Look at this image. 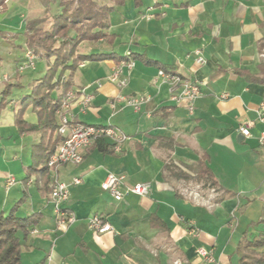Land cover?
I'll return each instance as SVG.
<instances>
[{
    "label": "crops",
    "instance_id": "0c3cea01",
    "mask_svg": "<svg viewBox=\"0 0 264 264\" xmlns=\"http://www.w3.org/2000/svg\"><path fill=\"white\" fill-rule=\"evenodd\" d=\"M31 3L8 0L0 15L4 24L19 19L18 33H2L0 40L2 51L15 55L13 75H5L4 83L17 88L33 71H17L28 50L23 17ZM108 32L115 36L111 44L100 40L79 46L80 54L97 56L82 62L72 78L76 98L69 113L75 122L126 134L120 153L91 146L80 164L32 173L31 167H42L34 154L42 135L18 133L20 100L8 103L11 111L0 109V215L18 206V217L37 216L27 235L18 232L21 264H200V248L213 251L219 264H239L242 235L256 233L261 227L250 224L264 219V147L259 143L264 124L257 121L264 104V0H145L140 7L129 1L110 15ZM197 51L206 61L202 65ZM128 56L136 65L125 70L128 83L120 89L109 77ZM161 69L200 84L202 96L193 111L187 102L171 100L179 86L163 83L157 77ZM225 94L229 97L223 99ZM120 95L151 100L136 112L118 100ZM85 96L92 100L82 111ZM249 122L255 125L245 137L240 128ZM56 138H61L57 131ZM109 175L126 177L123 192L148 183L150 193L118 202L101 187ZM49 176L69 185L63 206L76 220L67 227L58 225ZM9 179L15 182L7 187ZM74 179L81 183L72 184ZM96 215L113 230L91 231L89 221ZM192 227L197 236L190 235Z\"/></svg>",
    "mask_w": 264,
    "mask_h": 264
},
{
    "label": "trees",
    "instance_id": "16d2710c",
    "mask_svg": "<svg viewBox=\"0 0 264 264\" xmlns=\"http://www.w3.org/2000/svg\"><path fill=\"white\" fill-rule=\"evenodd\" d=\"M0 0V15L7 10L6 2ZM47 12L53 10L52 24L49 29H36L37 21H33L25 33L26 48L39 59L46 60L45 75L37 81L30 93L20 99V108L15 113V123L20 134L40 132L41 142L35 146V157L42 165L31 172L49 171L48 163L56 151L61 138L54 139L58 129L57 112L60 110L71 90L72 78L78 66L97 55L78 53L79 46L84 42L106 40L113 43L115 36L109 34L110 15L117 7L133 1L136 7L143 5L145 0H38ZM264 48V43L262 45ZM125 57L123 60H134ZM264 82V64L261 66ZM18 84H8L2 92L1 105L6 106V99L11 90ZM58 89L61 93L53 96ZM32 107L37 115V122L31 124L24 119L25 111ZM92 147H98L104 153H116L114 145L108 140L100 139ZM204 172L203 169L200 174ZM203 174V173H202ZM206 173H204L205 175ZM208 175V174H206ZM54 178L49 176L52 189ZM215 184L212 183L211 187ZM15 206L7 216L0 215V264H21L22 242L18 232L27 235L37 224V216L18 217ZM264 227V219L250 224L251 229ZM239 264H264V231L245 232L236 250Z\"/></svg>",
    "mask_w": 264,
    "mask_h": 264
},
{
    "label": "built area",
    "instance_id": "2783aa9c",
    "mask_svg": "<svg viewBox=\"0 0 264 264\" xmlns=\"http://www.w3.org/2000/svg\"><path fill=\"white\" fill-rule=\"evenodd\" d=\"M198 55L197 63L202 65L206 61L201 56V52L197 51ZM264 59V52L262 53ZM37 57L35 54L27 50L24 56V60L19 64L18 73H25L29 70H34L36 67ZM134 60H123L114 69L109 77V80L115 83L118 88L123 89L128 83V76L125 70H131L135 67ZM158 78H161L163 83H170L172 86L178 85L179 90L171 94V100L175 103L187 102L190 111H193V105L202 96L200 84L197 81L181 78L164 70L158 71ZM9 77L5 76L4 81H8ZM229 95L222 96L223 99L228 98ZM76 98V93L70 91L63 102L60 110L57 112L59 118V126L57 129L58 135L62 138V141L58 145L55 153L51 157L48 167L56 172L57 169L64 164H80L84 159V151L95 144L100 139H105L114 145V151L120 153L122 151V145L127 140L126 134L115 129L111 126H93L85 123L75 122L73 116L70 115V102ZM92 100L91 96H85L81 101L82 111L88 109ZM118 100L125 103L127 107H131L134 111L138 112L141 108L150 102L151 98L148 96H133L124 97L118 96ZM113 109L116 108L114 104L111 105ZM259 123L264 124V104H262L258 111ZM255 125L254 122H249L246 126L240 128V132L245 137L251 135L250 129ZM259 143L264 147V132L259 137ZM14 179H9L7 187L14 184ZM81 183L80 179H74V185ZM126 183V177L124 175H109L102 183L101 187L104 191L109 192L116 201L120 202L126 195H137L140 197H146L150 193L151 186L148 183L137 184L131 187H127L125 192L121 190V187ZM69 198V185L59 181L56 177L51 189V202L54 206V212L57 217L58 225L61 227H67L75 222L76 218L74 214L68 209H64V203ZM89 229L97 234H104L113 230L112 226L105 222L100 216L96 215L89 221ZM190 235L197 236V229L192 227L190 229ZM198 255L202 258L200 264H219L213 255V251L206 250L204 248L198 249ZM174 264H182L181 261H176Z\"/></svg>",
    "mask_w": 264,
    "mask_h": 264
},
{
    "label": "rangeland",
    "instance_id": "374dc122",
    "mask_svg": "<svg viewBox=\"0 0 264 264\" xmlns=\"http://www.w3.org/2000/svg\"><path fill=\"white\" fill-rule=\"evenodd\" d=\"M32 3L29 5V14L25 15V17H23L26 21H23L27 23V27H29V25L33 22V21H37L36 24V29H43V30H47L50 28L51 24H52V13L53 10H50L49 12L46 11V9L42 6H40V4H38L36 1L34 2L33 0H31ZM4 13L1 14V16ZM4 17V16H2ZM21 18V20L23 19ZM1 21H4L3 19H1ZM7 24H11V29L8 27H4ZM19 24V19L15 18L13 20H9L7 21L5 24L4 22H0V40H1V35L2 33H8L10 32L11 34H17L18 33V26ZM17 42V41H16ZM15 43V42H14ZM1 44V42H0ZM15 45H19L18 43H15ZM23 48H25L23 46ZM78 53H79V48H78ZM0 54H1V63H0V109H7L8 111L12 110V108L14 107L13 105L8 104L11 100H20L21 97L24 95L25 92L29 91L31 89V84L34 83L35 78L41 74L42 72H46L47 70V63L46 60L44 59H39V61L36 64V70L33 71H29L27 73H25L23 75V82L22 85L19 86L18 88H14L11 90L10 95L7 97V101H6V106H2L1 105V101H2V92L5 88V86H7L4 83V76L5 75H13V61L15 60V55L14 53H9V52H3L2 49L0 48ZM26 117L28 118H32V120H36L37 121V115L34 112L33 108H29L27 109L26 113H25V119ZM19 133V132H18ZM1 192V190H0ZM256 217V216H255ZM259 219V215L257 214V217L255 220ZM260 230H264V227L261 226Z\"/></svg>",
    "mask_w": 264,
    "mask_h": 264
}]
</instances>
